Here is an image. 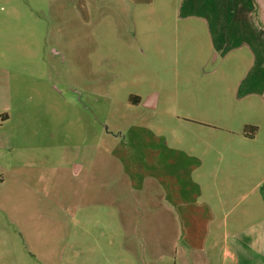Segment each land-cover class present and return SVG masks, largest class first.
<instances>
[{
    "label": "rangeland",
    "instance_id": "obj_1",
    "mask_svg": "<svg viewBox=\"0 0 264 264\" xmlns=\"http://www.w3.org/2000/svg\"><path fill=\"white\" fill-rule=\"evenodd\" d=\"M180 3L0 0V264H221L208 228L264 215L252 54Z\"/></svg>",
    "mask_w": 264,
    "mask_h": 264
},
{
    "label": "crops",
    "instance_id": "obj_2",
    "mask_svg": "<svg viewBox=\"0 0 264 264\" xmlns=\"http://www.w3.org/2000/svg\"><path fill=\"white\" fill-rule=\"evenodd\" d=\"M180 9L185 16L202 20L206 24L214 50L223 55L244 47L250 50L253 59L240 81V95L245 97L252 93L263 94L264 0H181ZM142 101L145 107H156L158 95L154 94L152 98L149 96ZM255 132L247 134L244 131L240 141L244 144L251 143L256 139ZM218 170L217 167L212 168L214 171L212 175L217 176ZM83 171L82 164L73 165L74 176L79 177ZM261 182H264V178ZM257 187L258 184L254 186V189ZM252 207L253 210H244L241 215L237 216L236 222L240 223L241 220L251 215L256 216L257 219L236 228L235 230L238 229V231L235 233L228 234V220L220 224L223 237L220 236L221 230H212L209 227L206 231L205 241L207 237L211 240V235L214 236L212 238L214 242L211 241L210 245H207L208 251L218 248L223 259L221 264H224L226 258L234 259L235 264H264V215H260V205ZM214 213V208L211 206L210 225L215 224Z\"/></svg>",
    "mask_w": 264,
    "mask_h": 264
},
{
    "label": "flooded vegetation",
    "instance_id": "obj_3",
    "mask_svg": "<svg viewBox=\"0 0 264 264\" xmlns=\"http://www.w3.org/2000/svg\"><path fill=\"white\" fill-rule=\"evenodd\" d=\"M141 103V100L140 101H138V102H136V103H134L135 105H138V104H140Z\"/></svg>",
    "mask_w": 264,
    "mask_h": 264
}]
</instances>
